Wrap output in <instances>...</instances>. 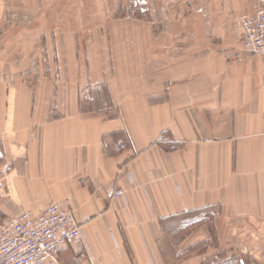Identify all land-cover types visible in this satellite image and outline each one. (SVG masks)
<instances>
[{"label":"crops","instance_id":"obj_1","mask_svg":"<svg viewBox=\"0 0 264 264\" xmlns=\"http://www.w3.org/2000/svg\"><path fill=\"white\" fill-rule=\"evenodd\" d=\"M197 1L203 33L129 56L103 88L76 62L54 86L0 82V220L68 200L83 242L59 264H210L178 256L165 221L211 211L230 264H264V56L235 44L264 0Z\"/></svg>","mask_w":264,"mask_h":264},{"label":"rangeland","instance_id":"obj_2","mask_svg":"<svg viewBox=\"0 0 264 264\" xmlns=\"http://www.w3.org/2000/svg\"><path fill=\"white\" fill-rule=\"evenodd\" d=\"M245 15L252 14L235 17L239 35L235 44L240 50V19ZM201 16H208L209 22L213 17L199 8L197 0H7L0 27V82L28 85L47 78L54 86L61 81L57 68L76 62L85 70L82 81L88 77L90 84L103 88L109 83L105 80L130 61L129 56L140 60L145 56L151 62L147 53L168 51L171 44L165 38L203 33ZM51 90L54 96L55 87ZM112 111L117 113L116 108ZM213 215V211L202 212L165 221L178 256L230 264L231 250L220 248ZM203 226L208 231L204 235Z\"/></svg>","mask_w":264,"mask_h":264},{"label":"built area","instance_id":"obj_3","mask_svg":"<svg viewBox=\"0 0 264 264\" xmlns=\"http://www.w3.org/2000/svg\"><path fill=\"white\" fill-rule=\"evenodd\" d=\"M240 25L242 50L264 56V9L241 17ZM123 195L124 189L119 187L113 199ZM82 242L81 224L68 200L53 201L39 213L26 210L17 217L0 220V264H59V255L67 244Z\"/></svg>","mask_w":264,"mask_h":264}]
</instances>
